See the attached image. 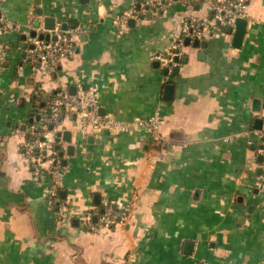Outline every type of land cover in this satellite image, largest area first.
Listing matches in <instances>:
<instances>
[{
	"label": "crops",
	"instance_id": "crops-1",
	"mask_svg": "<svg viewBox=\"0 0 264 264\" xmlns=\"http://www.w3.org/2000/svg\"><path fill=\"white\" fill-rule=\"evenodd\" d=\"M219 1L173 0L144 15L139 0H0V24L19 27L0 31V264H264V0H244L238 49L224 29L204 46L184 39L176 75L152 59ZM47 17L66 25L73 51L54 66L28 63L23 32L29 22L45 29ZM79 87L96 94L99 116H160L162 140L141 128L82 135L67 112L54 141L67 171L51 198L15 130L34 123L56 90ZM109 202L129 205L128 218L99 228Z\"/></svg>",
	"mask_w": 264,
	"mask_h": 264
},
{
	"label": "built area",
	"instance_id": "built-area-1",
	"mask_svg": "<svg viewBox=\"0 0 264 264\" xmlns=\"http://www.w3.org/2000/svg\"><path fill=\"white\" fill-rule=\"evenodd\" d=\"M173 0H139L143 6L142 14H163ZM210 19L208 21L190 18L185 21L180 29V36L171 45L168 53H154L152 59L162 63L168 69L177 65V60L182 53L183 40H200L210 36L214 31L220 33L224 29L232 28L236 19H245L247 10L244 0H224L213 2L209 6ZM137 14V13H136ZM136 16L132 11L114 18L115 26L123 25L127 19ZM18 25L0 24V31H18ZM31 33H34L32 36ZM24 42L22 52L26 62L46 64L54 66L57 62L67 58L73 51V37L58 28L46 30L36 27L32 22L26 26L23 32ZM39 35H47L48 39H39ZM54 38V39H53ZM0 50L3 51L2 48ZM177 59V60H175ZM3 68L0 65V72ZM96 94L92 90L81 87L74 94H69L64 89H58L52 98L41 107L37 108V120L34 123L21 125L15 133L24 137L22 153L34 179L43 181L48 179V192L51 198H55L57 188L62 176L66 173L65 167L59 163V158L54 150V141L59 139L55 129L61 117L73 113L79 118V131L86 135L87 131L110 129L117 132H128L132 128L146 129L153 141L162 140L159 128L164 120L154 115L148 119L136 118L130 123H122L113 119L110 115L99 116ZM48 127H51L48 129ZM264 139V131L262 132ZM264 190V183L261 185ZM63 203L58 208L63 210ZM129 205L120 206L113 202L105 205L101 214L96 218L99 228H109L126 221L129 214ZM86 223L90 222V216H85Z\"/></svg>",
	"mask_w": 264,
	"mask_h": 264
},
{
	"label": "water",
	"instance_id": "water-1",
	"mask_svg": "<svg viewBox=\"0 0 264 264\" xmlns=\"http://www.w3.org/2000/svg\"><path fill=\"white\" fill-rule=\"evenodd\" d=\"M37 12H38V10H37ZM38 13L40 14V12H38ZM246 26H247V21L245 19L238 18V19H236L234 21L232 28H230V27L227 28V32L228 33L232 31V40H231V47L232 48L238 49L241 46L243 37H244L245 32H246ZM43 27L45 29H47V30L53 29V27H54V19L51 18V17L45 18L43 20ZM60 29L63 30V31H65L66 30V25L65 24H62L60 26ZM31 35L33 36L34 33H31ZM39 39H41V40L42 39L47 40L48 39V36L47 35H39ZM188 43H189L188 39H185L184 40V44L187 45ZM205 44H206L205 41L199 42V40H193V42H192V46L193 47H197L198 45L204 46ZM175 60H177V59H175ZM177 72H178V69L177 68H173L172 71H171V74L172 75H176ZM164 73H167V69L164 70ZM170 90H171V86L170 85H166L164 87L165 95L169 94V91ZM257 103L258 102L255 100L254 101V105L256 106L255 109H254L255 111H258ZM256 122L259 124V121L258 120ZM63 135L64 136H62V141H68L69 134L67 132H64ZM58 141H59V139H56V142H58ZM57 148L58 147L55 146V149H57ZM66 151H67V155H72L73 154V147L68 146L67 149H66ZM57 154L59 156L61 155L60 152H58ZM61 163L62 164H65V161L62 160Z\"/></svg>",
	"mask_w": 264,
	"mask_h": 264
},
{
	"label": "rangeland",
	"instance_id": "rangeland-1",
	"mask_svg": "<svg viewBox=\"0 0 264 264\" xmlns=\"http://www.w3.org/2000/svg\"><path fill=\"white\" fill-rule=\"evenodd\" d=\"M30 173H31V171H30ZM31 176H32V173H31ZM33 177V176H32ZM33 179H34V177H33ZM36 182H38V183H40L41 181H39V180H37V179H34Z\"/></svg>",
	"mask_w": 264,
	"mask_h": 264
}]
</instances>
